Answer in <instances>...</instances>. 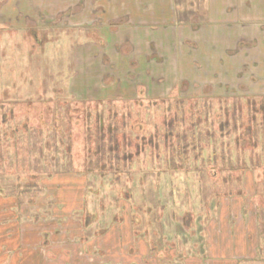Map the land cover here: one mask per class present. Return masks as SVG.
Listing matches in <instances>:
<instances>
[{"label":"rangeland","instance_id":"rangeland-1","mask_svg":"<svg viewBox=\"0 0 264 264\" xmlns=\"http://www.w3.org/2000/svg\"><path fill=\"white\" fill-rule=\"evenodd\" d=\"M6 226L58 264H232L247 233L264 264V0H0Z\"/></svg>","mask_w":264,"mask_h":264},{"label":"crops","instance_id":"crops-1","mask_svg":"<svg viewBox=\"0 0 264 264\" xmlns=\"http://www.w3.org/2000/svg\"><path fill=\"white\" fill-rule=\"evenodd\" d=\"M22 212V216H28V213L25 211H20V213ZM249 214V212L247 213V215ZM20 218V217H19ZM27 220L26 218L24 219ZM16 220H9L10 223H14ZM247 223L251 224L252 227L254 228V223L255 221H253V219H251L250 217L248 218V220L246 221ZM9 223V224H10ZM238 223H245L244 220L243 222H238ZM236 226V225H234ZM7 229L4 230V235L3 237L6 238L4 241L0 242V264H58V260L59 258L56 256L57 254L53 253V247L46 245L45 249L43 248V251H40L39 248H33L31 246V244H36V242H30L29 244L25 241L24 237L22 238V240H20L19 242L16 243H11L10 239L13 234L15 233L16 230H11L9 228H11V226H6ZM5 227V228H6ZM19 227H25V223H22L19 225ZM248 229L247 226L242 228V232H246ZM234 229H230V226L228 227V235L231 236L234 239L235 233L233 231ZM253 233V232H252ZM8 237H10L9 239H7ZM251 239V240H250ZM244 242L246 243V249L251 248L249 255L247 254H240V256H232L231 257V263L234 264L235 260H237L238 258H251L253 259V257H255L256 259V254H253L255 249H256V245L252 243L253 241V234L251 236V234H246V237H243ZM37 244L39 245V247H41L42 242H37ZM21 245V247H19V250L17 251V246ZM52 245V242H51ZM137 245V242L135 244V246ZM33 250V251H30ZM18 252V254H17ZM39 253H42V255H40ZM48 253L50 254L49 258L47 255ZM216 258V257H215ZM95 259L98 260L99 264H140V260L137 258V256H133L130 257V259L125 255H117V256H112V257H105L103 256H98L97 258H88V260L90 261H95ZM176 259V258H175ZM174 259H172L173 261ZM220 261V258H212V257H191V258H183L182 261H177V264H213L214 262ZM172 261L170 263H172ZM251 261V260H250Z\"/></svg>","mask_w":264,"mask_h":264},{"label":"trees","instance_id":"trees-1","mask_svg":"<svg viewBox=\"0 0 264 264\" xmlns=\"http://www.w3.org/2000/svg\"><path fill=\"white\" fill-rule=\"evenodd\" d=\"M124 21H120L118 24H119V27H121L123 25ZM111 144L113 143V139L110 138V141H109Z\"/></svg>","mask_w":264,"mask_h":264}]
</instances>
